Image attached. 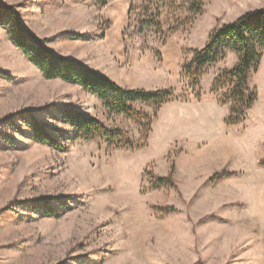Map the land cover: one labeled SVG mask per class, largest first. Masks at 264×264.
Returning a JSON list of instances; mask_svg holds the SVG:
<instances>
[{"label":"rangeland","instance_id":"374dc122","mask_svg":"<svg viewBox=\"0 0 264 264\" xmlns=\"http://www.w3.org/2000/svg\"><path fill=\"white\" fill-rule=\"evenodd\" d=\"M146 1L0 0L17 7L24 27L47 39L55 53L124 89L175 92L155 119L152 107L135 104L153 118L141 150L76 140L61 109L126 131L136 147L145 129L109 114L79 85L45 79L13 45L9 27L0 25V264H264V55L249 75L258 101L236 127L224 125L225 91L211 90L218 74L237 63L234 53L203 78L199 101L181 74L187 52L201 49L214 27L264 8V0H204L195 19L189 12L194 0H178L175 11L161 7L164 31L177 29L165 42L160 35L144 41L134 34ZM30 116L65 149L35 143ZM219 143L234 153L221 168L209 159ZM244 149L252 152L247 161ZM194 163L198 173L191 177ZM172 167V184L154 188ZM224 172L234 175L209 183ZM194 184L200 191L191 196L186 188ZM43 199L55 216L27 207Z\"/></svg>","mask_w":264,"mask_h":264},{"label":"trees","instance_id":"16d2710c","mask_svg":"<svg viewBox=\"0 0 264 264\" xmlns=\"http://www.w3.org/2000/svg\"><path fill=\"white\" fill-rule=\"evenodd\" d=\"M109 1L111 0H101V3L106 5ZM177 5L178 0H147L138 10L134 34L144 41L153 34L160 35L165 42L177 29L164 31L160 8L167 7L175 11ZM204 7V0L192 1L189 4L191 19L202 15ZM0 25L9 27V37L13 45L30 59L45 79L79 85L84 91L94 95L109 114L124 116L145 129L142 145L136 147L126 131L107 128L97 118L79 111L61 109L62 119L77 132L76 140H104L108 149L112 151H136L147 145L152 132L153 118L138 111L135 104L152 107L155 119L161 108L172 101L174 90L124 89L85 64L55 53L48 46L47 39L37 37L24 27L20 12L15 6L0 4ZM230 52L236 55L237 63L231 69H224L218 74L211 90L213 93L225 91L220 101V104L228 107L229 110L228 116L224 119V125L236 127L246 122L249 112L255 107L259 97L258 91L249 85V75L251 72L258 71L264 55V8L247 11L231 23L214 27L201 49H191L187 52V55L191 57L183 63L181 74L187 81L188 88L192 90L194 100L201 99L203 78L212 67L223 62ZM30 119L33 130L32 139L35 143L47 144L58 150L65 149L52 137L45 124L32 116ZM260 165L264 167V160L260 162ZM174 170L175 168L172 167L169 176L159 178L153 187L160 188L172 184ZM233 175L234 173L231 172L215 173L209 183L215 184L218 180ZM60 205L66 208L65 204ZM27 207L45 216H55L57 213L50 206L49 199L30 202ZM165 210L174 211L172 208Z\"/></svg>","mask_w":264,"mask_h":264},{"label":"crops","instance_id":"0c3cea01","mask_svg":"<svg viewBox=\"0 0 264 264\" xmlns=\"http://www.w3.org/2000/svg\"><path fill=\"white\" fill-rule=\"evenodd\" d=\"M195 106V103H191V104H187L183 107L186 106ZM198 105V104H197ZM241 157L244 161H247L248 159H251L250 154L252 153L250 151V153L248 151H246V149L242 150L241 152ZM255 153V152H253ZM256 153H258V155L261 156V152L260 149L258 148ZM234 156V153L232 152V150L230 148H228L227 145L224 144H218L217 146H215L212 150V153L209 156L210 161H217L219 163V168H221L224 165H229L231 159H233L232 157ZM187 173H189L191 175V177L195 174L198 173V171L196 170V164L194 163L191 168H189L187 170ZM223 182V181H222ZM200 191V187H197L196 184H194L191 188H186V193H190L191 192V196H194L196 193H198Z\"/></svg>","mask_w":264,"mask_h":264}]
</instances>
